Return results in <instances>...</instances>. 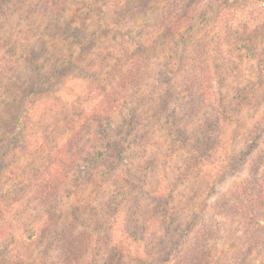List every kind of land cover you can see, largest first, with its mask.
<instances>
[{
    "label": "rangeland",
    "instance_id": "rangeland-1",
    "mask_svg": "<svg viewBox=\"0 0 264 264\" xmlns=\"http://www.w3.org/2000/svg\"><path fill=\"white\" fill-rule=\"evenodd\" d=\"M0 264H264V0H0Z\"/></svg>",
    "mask_w": 264,
    "mask_h": 264
},
{
    "label": "trees",
    "instance_id": "trees-1",
    "mask_svg": "<svg viewBox=\"0 0 264 264\" xmlns=\"http://www.w3.org/2000/svg\"><path fill=\"white\" fill-rule=\"evenodd\" d=\"M260 199H262V192H256L254 190H251V210H256L259 203ZM260 209V208H259Z\"/></svg>",
    "mask_w": 264,
    "mask_h": 264
}]
</instances>
